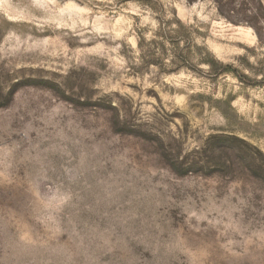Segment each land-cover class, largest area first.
Instances as JSON below:
<instances>
[{"label": "rangeland", "instance_id": "rangeland-1", "mask_svg": "<svg viewBox=\"0 0 264 264\" xmlns=\"http://www.w3.org/2000/svg\"><path fill=\"white\" fill-rule=\"evenodd\" d=\"M158 1L0 0V264H264V0Z\"/></svg>", "mask_w": 264, "mask_h": 264}, {"label": "trees", "instance_id": "trees-1", "mask_svg": "<svg viewBox=\"0 0 264 264\" xmlns=\"http://www.w3.org/2000/svg\"><path fill=\"white\" fill-rule=\"evenodd\" d=\"M156 1V3L158 4L159 3V1L158 0H155ZM223 70H226V68L225 69H223Z\"/></svg>", "mask_w": 264, "mask_h": 264}]
</instances>
